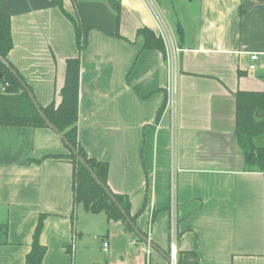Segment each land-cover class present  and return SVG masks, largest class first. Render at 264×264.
<instances>
[{
  "label": "crops",
  "instance_id": "0c3cea01",
  "mask_svg": "<svg viewBox=\"0 0 264 264\" xmlns=\"http://www.w3.org/2000/svg\"><path fill=\"white\" fill-rule=\"evenodd\" d=\"M62 6L89 29L81 54L59 0H0L10 18L8 61L39 108L59 103L65 61L79 56L78 140L89 157L108 164L110 190L129 197L132 215L148 179L136 221L143 236L167 256L174 215L179 264H264V173L245 167L234 135L235 94L264 92V0ZM162 27L180 50L171 80L166 57L141 52L137 37ZM67 154L49 127L0 126V264H25L40 217L41 264H61L69 246L73 252L72 165L52 158ZM134 236H125L128 245ZM151 249V263L158 253L167 264Z\"/></svg>",
  "mask_w": 264,
  "mask_h": 264
},
{
  "label": "trees",
  "instance_id": "16d2710c",
  "mask_svg": "<svg viewBox=\"0 0 264 264\" xmlns=\"http://www.w3.org/2000/svg\"><path fill=\"white\" fill-rule=\"evenodd\" d=\"M59 8L74 27L78 53L81 54L86 48L89 29H83L82 22L78 16L74 17L64 12L62 0H59ZM137 37L142 40L141 52L144 50H156L164 58L166 57L164 43L159 35H156L148 28H143L137 31ZM12 48L10 18L0 13V59L5 60L11 69L15 70L8 61V55ZM0 73L2 75L0 80V126L48 127L35 108L27 92V90L30 92V89L23 81V78L17 72L18 78L14 77L1 61ZM79 73V56L67 59L65 61L64 83L59 91V103L56 106L51 104L46 108H40L45 119L63 136L65 140L63 142L68 149L66 156H52V158H63L72 165L73 201L76 206H82L84 210L91 214L104 213L107 222L121 223L123 225L126 222V218H128L136 227V221L147 205L148 179L146 178V192L142 207L138 213L132 215L129 197L115 194L110 190L108 185V164L89 157L78 140ZM21 82L25 84L27 90ZM162 110L163 107L158 110L157 120ZM234 135L243 155L245 167L264 173V145L256 146L255 144V139L264 137V92L238 91L235 94ZM69 147L73 149L75 154L70 151ZM77 157H80L85 162L99 183L109 190L126 217L116 204L109 199L90 172L77 160ZM42 222L43 217H40L33 233L31 250L25 258V264H41L45 256L46 248L39 243ZM124 229L128 230L129 226L124 227ZM4 232L0 231V243L2 242L3 244L6 243V231ZM130 232L133 233L132 230ZM137 239L140 240L139 238ZM69 247L71 248V246Z\"/></svg>",
  "mask_w": 264,
  "mask_h": 264
},
{
  "label": "rangeland",
  "instance_id": "374dc122",
  "mask_svg": "<svg viewBox=\"0 0 264 264\" xmlns=\"http://www.w3.org/2000/svg\"><path fill=\"white\" fill-rule=\"evenodd\" d=\"M261 139L264 141V137ZM259 140H256L257 144L263 146L264 142ZM76 217V233L74 232L76 238L74 239V248H72L73 252L70 248L63 252L61 258L64 259V262L61 264H106L109 261L115 263L116 259L125 264H144V252L147 250V246L145 247L138 239H132L137 244H132L130 247L125 236L134 234L126 232L124 226L121 231L114 226L116 223L107 222L104 213L91 214L82 206H78ZM116 239L117 245L113 244ZM101 242H110L108 252L103 251ZM164 262L165 260L159 257L158 253L152 255V264H165Z\"/></svg>",
  "mask_w": 264,
  "mask_h": 264
},
{
  "label": "built area",
  "instance_id": "2783aa9c",
  "mask_svg": "<svg viewBox=\"0 0 264 264\" xmlns=\"http://www.w3.org/2000/svg\"><path fill=\"white\" fill-rule=\"evenodd\" d=\"M145 4L149 7H151V0H143ZM161 32L159 36L162 38V41L164 43L165 51H166V62H167V70L169 75V80H171L176 72V55L180 52L177 48H174L172 45V42L169 39V36H167L166 33H164L163 27L161 28ZM256 60V56H251V61ZM256 67L255 65H250L249 70L255 71ZM177 240H178V230H177V223L175 220V216L172 215L171 221H170V227H169V246H168V261L167 264H178V251H177ZM133 242V243H132ZM130 243V247L132 244L136 245L137 242L132 241ZM103 251L106 252L108 249V243L107 242H101ZM147 246V250L144 252L145 255V263L144 264H152L151 263V254L152 249L151 246L148 243H142Z\"/></svg>",
  "mask_w": 264,
  "mask_h": 264
},
{
  "label": "water",
  "instance_id": "95a60500",
  "mask_svg": "<svg viewBox=\"0 0 264 264\" xmlns=\"http://www.w3.org/2000/svg\"><path fill=\"white\" fill-rule=\"evenodd\" d=\"M0 61L9 69V71L11 72V74L14 76V77H16V78H18V76H17V74H16V72H15V70H13V69H11V67L9 66V64L5 61V60H3V59H0ZM257 75H260L259 73L257 74ZM1 78H2V75H1V73H0V80H1ZM21 84L23 85V87L27 90V88H26V86H25V84L23 83V82H21ZM27 92H28V94H29V96H30V98H31V100H32V102H33V104H34V106H35V108L37 109V111L39 112V114H40V116L44 119V121H45V123H46V125L50 128V129H52L54 132H56L57 133V135L65 142V140H64V138H63V136L61 135V134H59L53 127H52V125L45 119V117L43 116V114H42V112L40 111V108H39V106L37 105V103H36V101H35V99L33 98V96H32V94L27 90ZM69 149H70V151L73 153V154H75V152L73 151V149L72 148H70L69 147ZM77 160L90 172V174H91V176L93 177V178H95L94 176H93V174H92V172L88 169V167H87V165L85 164V162L80 158V157H77ZM95 180H96V182L103 188V190H104V192L106 193V195L109 197V199L112 201V202H114L115 204H116V206L118 207V209L121 211V213L126 217V215H125V213H124V211L122 210V208L119 206V204L114 200V198L112 197V195H111V193L109 192V190H107L103 185H101L100 183H99V181L95 178ZM123 226L124 227H126V226H129V229L127 230L128 232H130L131 230L133 231V233L135 234V236L137 237V238H139L143 243H148L150 246H151V248H153V249H155L157 252H159L165 259H166V261H168V256H166L164 253H162L157 247H155L153 244H151L149 241H148V239L145 237V236H143V234L141 233V232H139L137 229H136V227L130 222V220L128 219V218H126V222L123 224Z\"/></svg>",
  "mask_w": 264,
  "mask_h": 264
}]
</instances>
